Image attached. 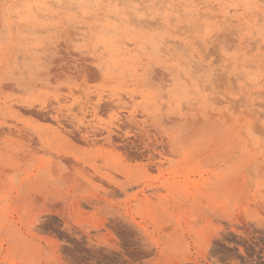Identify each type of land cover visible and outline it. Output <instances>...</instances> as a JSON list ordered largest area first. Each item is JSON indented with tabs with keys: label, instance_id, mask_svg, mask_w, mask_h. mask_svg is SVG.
<instances>
[{
	"label": "rangeland",
	"instance_id": "1",
	"mask_svg": "<svg viewBox=\"0 0 264 264\" xmlns=\"http://www.w3.org/2000/svg\"><path fill=\"white\" fill-rule=\"evenodd\" d=\"M178 263L264 264V0H0V264Z\"/></svg>",
	"mask_w": 264,
	"mask_h": 264
},
{
	"label": "bare ground",
	"instance_id": "2",
	"mask_svg": "<svg viewBox=\"0 0 264 264\" xmlns=\"http://www.w3.org/2000/svg\"><path fill=\"white\" fill-rule=\"evenodd\" d=\"M140 2V1H139ZM43 7V6H42ZM227 17V16H226ZM66 32V31H65ZM69 33V32H68ZM67 39V38H66ZM69 40V39H68ZM63 43V42H62ZM15 44V43H14ZM160 44V43H159ZM171 48V47H169ZM60 49V48H58ZM67 48H65L66 50ZM63 50V49H61ZM66 53V51H64ZM167 52V51H165ZM74 53V52H73ZM69 54V53H68ZM63 55V54H62ZM72 56V55H71ZM75 56V55H74ZM80 58V57H79ZM174 58V57H173ZM86 59V57H85ZM62 61L65 62V65L64 66H60L58 68H55V72L58 71L57 73H59V71L62 69H66L68 67H71L70 64H72V62L76 63L77 62V59H72L71 57L69 56H64L62 59H60ZM80 60V59H79ZM88 60V59H87ZM60 61L59 64L62 62ZM90 62V61H88ZM47 63V62H46ZM91 64V63H90ZM76 66H80V70H79V73H82L85 75L86 78H88V80H95L97 79V71L93 70L94 68L89 66L86 62L84 61H79V63H76L75 64ZM54 68V67H53ZM70 69V68H69ZM96 69V68H95ZM147 69V68H146ZM159 70V68H158ZM53 72V73H55ZM63 73V72H62ZM67 73V72H66ZM73 73V72H72ZM100 73V72H99ZM51 74V73H50ZM56 74V75H58ZM160 74V73H159ZM67 75V74H66ZM77 75V74H76ZM81 75V74H79ZM53 76V74H52ZM83 76V75H82ZM166 76V75H165ZM168 76V75H167ZM43 77V76H42ZM153 77H156V78H159L160 81L158 82H161V81H164L165 80V77L164 75H162V77H159L157 73H153ZM155 80V79H154ZM157 82V81H156ZM163 83V82H162ZM166 83V82H165ZM160 84V83H159ZM107 96V95H106ZM113 97V96H112ZM129 99V98H128ZM100 100V99H99ZM93 101V100H92ZM101 101V100H100ZM100 101L97 102V104L94 105V113L95 115L97 116H100V115H106L108 114L107 112L110 110V107H111V103L107 102V100H103L105 102L103 103H100ZM109 101V100H108ZM32 103V102H31ZM44 104V103H43ZM93 106V105H92ZM114 106V105H113ZM164 106V105H163ZM116 108V107H115ZM35 111V116L37 118H39L41 121H45V122H48V123H61L60 121V117L58 118L57 117H51L49 115L48 112L46 113H43V112H39L37 110H34ZM32 111V112H34ZM31 112V111H30ZM31 112V113H32ZM45 112V111H44ZM53 112V111H52ZM135 114L132 112L131 113V117L129 116L128 117V121H134L136 123H138V119H135L136 117L134 116ZM64 120V119H63ZM138 120V121H137ZM187 119H183V121H186ZM66 122V121H65ZM64 122V123H65ZM126 122V121H125ZM124 121L121 120V122H119L118 124H116L115 126H112V125H107L106 126V130L107 131V138L108 140L110 141V144L114 145L115 147L117 146L118 149L120 148V150H122L123 152L125 151V154L127 153V156H129L130 158L132 159H143L144 158H150L151 154H150V148L148 146V144H146V142H144V140L140 137V135H138L137 133L136 134H132L131 135V132L130 131H125L124 129L127 128L128 124L125 123ZM127 125V126H126ZM130 126V125H129ZM132 130V129H131ZM74 131V135L75 136H78L77 133H79L78 131L76 132L75 130ZM83 131V130H81ZM71 132V131H70ZM70 134V133H69ZM80 134V133H79ZM71 136H72V133H71ZM100 136V135H99ZM73 137V136H72ZM81 137L80 135L77 137L79 138ZM75 138V137H74ZM97 138V137H96ZM70 141V140H69ZM85 141V140H84ZM165 142V141H164ZM72 143V142H71ZM161 145V144H160ZM151 147V146H150ZM112 148V147H111ZM116 149V148H115ZM114 149V150H115ZM64 153V152H63ZM152 153V152H151ZM61 155V154H59ZM57 159H60V160H64V161H67V162H70V159L72 158H68V156H56ZM147 158V159H148ZM145 159V160H147ZM59 160V161H60ZM35 199V198H34ZM54 207V206H53ZM54 210V209H53ZM52 211V210H51ZM55 212V211H54ZM59 215V214H58ZM60 216V215H59ZM65 216V215H64ZM100 224V223H99ZM98 225V224H97ZM221 237V236H220ZM210 244V243H209ZM227 244V243H226ZM207 246V244H206ZM205 246V247H206ZM231 246V245H230ZM204 247V248H205ZM246 253V252H245ZM210 257V256H209ZM219 257V256H218ZM179 264V263H178Z\"/></svg>",
	"mask_w": 264,
	"mask_h": 264
}]
</instances>
